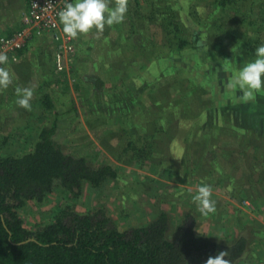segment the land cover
Segmentation results:
<instances>
[{
	"label": "rangeland",
	"instance_id": "rangeland-1",
	"mask_svg": "<svg viewBox=\"0 0 264 264\" xmlns=\"http://www.w3.org/2000/svg\"><path fill=\"white\" fill-rule=\"evenodd\" d=\"M132 2L139 5L133 19L126 13L121 24L105 25L102 44L95 43L100 90L83 81L88 76L84 62L65 82L51 71L52 89L31 86L36 97L30 109L15 102L16 89L28 88L27 83L8 86L14 94L8 105L0 103V155L27 153L37 134L23 124L50 123L48 112L58 113L63 152L93 166L108 163L118 176L101 190L85 188L78 200L66 201L75 211L105 206L120 230L145 226L164 211L175 228L170 239L186 209L197 215V235L236 239L247 236L252 225V254L244 261L264 264V89L244 102L239 88L228 87L264 45V24L241 18L258 11L264 0H244L236 19L232 9L216 7L212 0ZM114 3L109 0L110 7ZM25 5V0H0V34ZM149 9L157 12L161 26L150 23ZM174 33L186 39L197 34L199 41L177 49ZM51 90L54 107L46 111L37 95L50 98ZM5 111L10 113L6 122ZM32 112L39 113L37 118ZM201 185L211 187L215 203L207 215L193 200ZM67 197L54 192L42 207L27 202L18 214L27 229L33 228L52 219L51 207Z\"/></svg>",
	"mask_w": 264,
	"mask_h": 264
},
{
	"label": "trees",
	"instance_id": "trees-1",
	"mask_svg": "<svg viewBox=\"0 0 264 264\" xmlns=\"http://www.w3.org/2000/svg\"><path fill=\"white\" fill-rule=\"evenodd\" d=\"M212 1L216 7L232 9L236 19L240 16L238 5L244 0ZM135 2L127 5L134 6L127 11L130 20L134 10L139 9ZM149 11L154 14V9ZM147 18L151 24L157 22L156 26H161L157 12ZM241 18L253 25L256 24L253 22L264 24V5ZM99 35L95 29L85 35L86 43L79 47L77 62H84L88 68V76L83 78L85 84L90 82L100 90L103 80L96 77L100 74L96 59H101V55L95 57L98 50L95 43L102 44ZM196 36L186 39L174 33L173 41L177 42V49L195 46L199 41ZM53 70L62 82L66 81V73L57 72L54 66ZM74 70L72 65L71 71ZM53 93L51 90V96ZM40 98L39 103L46 111L54 107L48 95ZM49 116L50 123L39 127L36 140L27 153L0 155V264H205L209 256L221 251H227L226 258L231 264H237L252 254L250 240L254 232L251 225L247 236L239 235L236 239L197 235V215L188 209L172 239L168 235L175 228L164 211H158L145 226L124 230L117 227L105 206L84 214L75 211L66 201L78 200L85 188L103 189L110 181H115L117 171L108 163L93 166L84 157L66 155L56 134L60 116L58 113ZM57 191L68 197L62 204L51 207L52 219L27 229L18 212L27 202L42 207Z\"/></svg>",
	"mask_w": 264,
	"mask_h": 264
},
{
	"label": "clouds",
	"instance_id": "clouds-1",
	"mask_svg": "<svg viewBox=\"0 0 264 264\" xmlns=\"http://www.w3.org/2000/svg\"><path fill=\"white\" fill-rule=\"evenodd\" d=\"M128 0H115L113 6H109V0H75L67 2L59 13L60 23L63 25V33L69 38H77L80 34H88L95 29L103 32L105 25L113 26L121 24L128 11ZM255 59L245 64L228 83L229 88H239L242 95L241 101L247 102L254 98L255 94L264 89V45L255 49ZM9 57L0 52V65H6ZM13 63V62H12ZM12 83V74L0 67V89H6ZM17 105L24 109H30V101L33 97L31 88H17ZM212 189L208 185L198 187L193 200L197 202L202 214L207 215L215 211V203L210 199ZM229 253L221 251L215 256H209L205 264H231L227 259Z\"/></svg>",
	"mask_w": 264,
	"mask_h": 264
},
{
	"label": "built area",
	"instance_id": "built-area-1",
	"mask_svg": "<svg viewBox=\"0 0 264 264\" xmlns=\"http://www.w3.org/2000/svg\"><path fill=\"white\" fill-rule=\"evenodd\" d=\"M67 2L75 0H27L26 9L21 13V26L11 34H0V52L5 53L9 62H16L18 53L33 39L48 35L52 39L54 52V67L57 72L69 75L76 53V39L63 33L59 13ZM5 65H0L4 67ZM237 264H246L239 261Z\"/></svg>",
	"mask_w": 264,
	"mask_h": 264
},
{
	"label": "crops",
	"instance_id": "crops-1",
	"mask_svg": "<svg viewBox=\"0 0 264 264\" xmlns=\"http://www.w3.org/2000/svg\"><path fill=\"white\" fill-rule=\"evenodd\" d=\"M25 4L26 5L24 6V8L26 9L27 0H25ZM20 17H21V15H16L14 20H13V22H16V23L12 22V23L6 24L5 25L6 33H1V34L9 35L13 31L19 29L21 26ZM13 29H15V30H13ZM85 35L86 34H81L80 37L77 38L78 40L76 39V49L77 50H76V53L73 57V67L77 66V63H78L77 60H79L77 57V54H78V51L80 49L79 48L80 45L81 44L85 45V43H86ZM99 36L101 37V32H100ZM81 41H82V43L79 44ZM54 52H55V46H54V43H53L52 39L50 38V36L45 35V36H41V37H37V38L33 39L22 51L19 52L18 61L14 62V63L9 62L5 66V68L12 74V83H11L12 85L11 86L20 87L21 84L27 83V85L25 87H28V88H30L31 86H34V85L35 86L37 85L36 87L41 85V87L45 88L48 85V89H52L50 85L52 83H54V80H53L52 75H51V71H54L53 70ZM86 73L88 74V71H86ZM56 78H58V77H56ZM39 83H40V85H38ZM10 90L11 89H9L8 87L6 89H0V96H1L0 103H2L5 106L9 104V101L14 94V91H10ZM39 96H41V95L38 94L37 97H39ZM33 97L35 99L36 94H34ZM51 97L49 99L54 102L55 98L52 97L53 98L52 99ZM16 99H18L17 96H16ZM39 105H40V103H39ZM9 110H11L10 107H9ZM48 113L51 114L52 111H49ZM7 114H10V113H8V111L7 112L5 111L2 113V118H3L4 122L7 121ZM29 114L31 115L32 118H37V116L39 115V113H37V112H32ZM50 114H48V115H50ZM97 114H98V112H97ZM0 115H1V113H0ZM42 115H44V114L42 113ZM49 118H50V116H49ZM46 122L43 123V122H40L38 120H31V121H28L26 124H23V125L26 127V129L29 128L32 130L33 133L38 134V132L40 130L39 127L46 124ZM19 134H25L24 130H21L19 132ZM260 224L264 225V223L262 221L260 222Z\"/></svg>",
	"mask_w": 264,
	"mask_h": 264
}]
</instances>
